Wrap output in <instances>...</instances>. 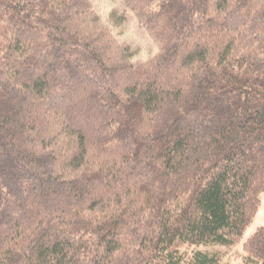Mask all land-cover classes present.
<instances>
[{"label":"trees","instance_id":"1","mask_svg":"<svg viewBox=\"0 0 264 264\" xmlns=\"http://www.w3.org/2000/svg\"><path fill=\"white\" fill-rule=\"evenodd\" d=\"M120 2L0 0V264H264V0Z\"/></svg>","mask_w":264,"mask_h":264},{"label":"rangeland","instance_id":"2","mask_svg":"<svg viewBox=\"0 0 264 264\" xmlns=\"http://www.w3.org/2000/svg\"><path fill=\"white\" fill-rule=\"evenodd\" d=\"M98 13L101 16H106L111 9H117L119 11L123 10V5L120 0H93ZM116 38L126 44H129L130 47L135 51L132 61L134 64L143 62L150 57H152L156 49L150 39L143 33L141 28L136 24V22L129 21V23L123 25L114 31ZM260 206L253 219V222L244 230L242 236V242L250 236L258 227L264 226V192L260 197ZM241 242V243H242ZM241 243L238 244L228 253V257L233 258L234 262H239L237 256L241 252Z\"/></svg>","mask_w":264,"mask_h":264}]
</instances>
